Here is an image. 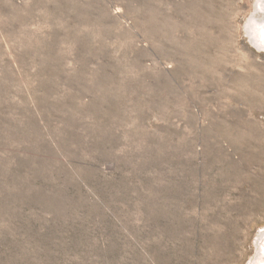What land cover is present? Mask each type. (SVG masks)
<instances>
[{"label":"rangeland","instance_id":"obj_1","mask_svg":"<svg viewBox=\"0 0 264 264\" xmlns=\"http://www.w3.org/2000/svg\"><path fill=\"white\" fill-rule=\"evenodd\" d=\"M0 264H264V0H0Z\"/></svg>","mask_w":264,"mask_h":264}]
</instances>
